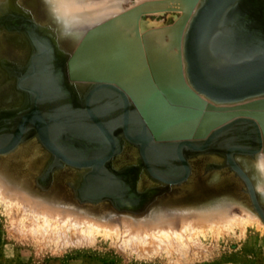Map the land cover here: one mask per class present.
Listing matches in <instances>:
<instances>
[{
  "label": "bare ground",
  "instance_id": "1",
  "mask_svg": "<svg viewBox=\"0 0 264 264\" xmlns=\"http://www.w3.org/2000/svg\"><path fill=\"white\" fill-rule=\"evenodd\" d=\"M27 1H30L28 3L30 4V7L33 9L30 11L31 15H34V19L37 20L38 24H40L39 25L40 29L42 28L41 30H43L45 33L48 34V37L50 38V40L54 44V48L56 49L55 53L58 54L59 58L62 59L68 58L72 54V52H74L79 47L78 45L81 44V43L79 44V42L80 41L82 42L81 39L87 38V36L89 35L88 41L84 40L83 42L84 44L82 45L80 52L73 61V66L71 70L72 75L74 77V79L70 78L72 83L80 87L77 88V91L86 89L87 86H90V84L92 83L93 78H96L98 76H101L106 79L113 78L115 84L117 85L116 86L114 84V86L116 87L119 86L118 88L121 90V92H123V94H125L126 96L125 98L127 100V104L129 105V107L132 108V106L135 105L134 107L137 108V105H142V103L145 102L144 98L149 93H152V89L149 87V82L151 83V87H153V85L155 84L159 85L160 83L164 82V80L166 81L167 78H164L165 76L161 74L162 70L157 69L160 68L162 64H169L171 68H174L175 70H181L183 72V75L181 71H177V72H181L180 75L185 77L179 80L182 83L184 82L189 87L191 85L192 89H194L192 83L188 78L187 61L184 55V42H185L184 39H185L187 27L189 26L191 19H189L186 25L184 24L185 31L182 33V39L181 38L179 39L181 40V44H179L180 49L176 47V44L174 42L175 40H177L176 39L177 34L176 32H174V33H170L171 35H169L170 45H166L162 51L158 50V47L161 46V44H159L160 42L157 43L158 39H161L160 37H162V33L161 34L157 33L156 35L157 39H155L156 36L154 38V41L156 42L157 45L153 44L154 41H152L153 40L152 37L150 39L147 38L146 42L148 46L146 50V47L144 48L142 42L140 41L134 42V44L128 43L127 42L128 40L124 38V36L120 33V31L118 30L120 33L119 34L117 29H115L116 25L120 21L121 18L120 15L126 13L130 14L128 13L129 10L136 9V7L143 2V0H136L135 4H131V6L128 7L125 6V4H128L125 2L127 0H27ZM202 1L203 0H200V4L197 3V5L195 6L196 8H194L195 11L201 5ZM176 2H179L180 3L179 5H183V4L187 5V1L185 0H176ZM172 6H174L175 8L177 7L176 5H172ZM183 8L186 9V7ZM150 9L153 10L154 8L150 6L147 7L145 11ZM171 9H173V7ZM238 11H241L244 14L246 13L249 14L250 16L249 22H246V24L242 22L240 23L241 19L236 17V13ZM230 12L234 13L233 14L234 16L231 15ZM229 13L227 14L226 19L224 20L225 22H228L227 25L228 29L227 27H225L224 30H227L229 32L228 34H226V37H229L230 41L228 42L226 40H223L222 41L223 43L221 44L224 47L226 46L230 50H240L242 52L245 51L246 53L254 51L258 47L264 48V17H263L264 0H237V2L229 9ZM193 14L194 13L192 12L190 18H192ZM228 15H231V17H229ZM114 18L115 20L110 21L111 19ZM231 21L233 24L231 23ZM106 22H111V23L108 26L103 27V29H100L97 33L94 32L92 34H88L94 28L99 27L100 25L104 26V24H107ZM129 22L131 21L129 20ZM132 24H134V22ZM158 24H161V22ZM158 24L156 26H158ZM181 25H183V23L180 24V26ZM240 26L242 27L241 29H239ZM241 32L242 34H240ZM22 36L23 37H21L20 35L19 36L16 35V37H12L3 33V37L0 40V49L3 51V53L10 55L11 59L19 63H23L25 60H28L31 57L30 55L32 52V46L31 43L29 42V39L27 40L26 39L27 36L25 34L23 35V33ZM24 36L26 38H24ZM105 39L108 40V44L104 43ZM179 40L176 42L180 43ZM104 44L109 45L110 49L109 48L107 49ZM212 44L213 43L211 42V45ZM82 48H84L85 50H83ZM121 48H124L125 50L124 53H122L121 57L118 56L119 61L116 65L114 73L109 72L107 66H105V68L104 67L98 68V70H95L94 68H91V66H89L88 69V65L92 63L91 60L92 61L98 59L100 60L101 57L104 59L105 53H111L113 51L116 54H118V52L121 51ZM33 53L35 54V50ZM46 58L47 56L45 57V59ZM148 58L150 59L149 63L151 62L152 64L151 68H149ZM81 60L83 63L81 62ZM82 64L87 65V70H85L86 68H84ZM148 70L150 72L149 77L146 74ZM51 74L52 71H49L48 68H45L43 71L40 70L38 73L37 80L38 81L40 80L39 81L40 83L38 84L44 86L46 90L49 87L48 83H50V80H48L47 76L51 77ZM69 76L71 77L70 73ZM147 81L149 82L147 83ZM36 82H37L36 80L35 81L33 80V82L30 83V79H29V81H27L28 84L26 85H30V84L32 85L35 84ZM97 84L99 83L96 84L94 83V85ZM2 89L4 90L2 94L0 93V103H2L3 102L2 100L4 99H5L4 102L8 103V101L13 100V98H15L13 94V86L4 87ZM84 95L85 93L81 92V95L79 97L77 95V97L80 100L83 99ZM200 97L204 101L203 107L205 108V110L203 111L209 110L214 114H218V117L220 119L224 117V119H226L225 121H228L227 123L239 118L253 119L252 118L253 115H251V113L252 114L255 113L256 116H261V117L263 116L257 113L259 112V110L255 111L253 108L244 107V106L250 104L251 102L252 105H256L257 103L256 101H258V103L264 102V94L251 98H246L240 101H227L221 103L214 102L213 100L210 101L209 100L210 98L208 97L209 98L208 99L207 96L202 93L200 94ZM53 101H55V105L53 104V102H51L48 105L51 106L49 108L50 111L55 113L61 112L59 113V116L65 118L63 115L64 111L60 110V108L58 107V103L56 105V100ZM43 102L44 100L39 103H43ZM135 102L137 103V105ZM39 103L37 102V105ZM43 104H39L38 106L40 107L42 106L43 108ZM83 105H84V101H83ZM208 107L211 108L212 110L209 109ZM255 107H260V106L257 105ZM31 109L32 108H28L27 110L25 109L23 113L22 111L20 113H17L16 117H13V119L7 118L6 120H8L9 123V125H7L8 129L0 133V197L2 199H6L8 201L11 200L10 202L12 203H14L17 200L19 201L18 202L19 205H22L26 209H31V211L33 210L32 212H34L35 214L39 213L40 215L37 214L39 216H41V214H45V216L46 215L51 217L57 216L58 218L59 215H63V214L66 215V217H68L67 215L68 213H70L71 214L70 217L71 216L75 217L78 214L76 212H80L81 214H85L86 216H88L89 214L96 215L99 219L101 218L102 220L104 219L103 217H106L111 225L115 223L114 221L120 220L117 217L124 215V217H126L124 218L125 219L124 225L126 226L127 229L130 230L127 231L128 232L132 231V233L135 235L136 240L133 242L137 243V241L139 242L140 240L142 244L143 241L145 243L149 242L150 244V241L156 242L155 240L157 239L163 242L162 237L160 239V233L162 232L166 234L168 232L167 230H170L167 234H172L173 232H175L173 233V236L175 234V236L179 237L178 236L179 233L177 231L180 229L179 226H182V228H186L189 225H193L194 226L193 228L199 229L198 226H201L202 224L220 225L224 223L226 225L227 223L232 222V219L234 218L233 215L236 213L237 208H238L237 209L238 212L242 208L243 211L241 210L240 212H245L248 214L254 213L253 212L254 208L252 209L251 207L252 205H250L251 199L250 197H248L249 194L245 195V193L242 192L243 186L245 185L246 187L245 181L241 177H238L235 170H233L230 167V165L227 163L225 157L226 155L223 153L218 154V156L217 155L213 156V158L215 157L216 160L220 161V163L223 164L210 163L212 158H210L211 156L207 154L206 150L194 152V150L196 149L186 146L184 148V158L187 161L188 171H189V175L187 176V178L182 182H178V183L175 182L171 185L159 186L156 185L157 183H155V181L150 177L151 174H148V172L144 168L143 163H131V162H136L138 159V152L132 147L129 148V146L124 145L125 148L124 147L122 148L123 152L121 154L117 155L116 153L117 156L115 155L113 158L105 162H101V160L104 159V156L99 158L89 157L84 159H75L73 157H70V155L66 154L65 152H59L58 150L53 148L49 140H44L43 142L42 137H40L38 131L35 128L36 127L35 125L37 123L39 125L40 121H38V117L37 119L36 116L34 118V115L32 113L33 110ZM50 111L48 110V112ZM42 117L47 119L45 116ZM39 118L41 119V121L44 120L41 117ZM255 121L258 122V126L261 132L262 144L260 150L256 151V153L254 154H250L248 152L240 153L234 151L233 157L235 161L238 163L237 165H239L240 168L249 176L250 180L255 185V189L257 191V194L259 195L261 202L264 203V136L262 133V125L259 123L260 121L257 118H255ZM30 122H32V124L35 125H30L29 124ZM25 123L29 125L25 127ZM218 124L220 123H215L213 125H218ZM41 126H43V124H41ZM41 126L40 128L42 129ZM61 128L62 127L60 123L54 126L53 130L58 131ZM207 128L205 130L203 129L204 130L203 132H207ZM189 129L186 131L189 132ZM215 129L216 128H214L211 131L213 132ZM50 131L51 128L49 127V132ZM195 131L196 130H193V133H195ZM171 132L172 129L169 128L166 129L162 133V135L165 137H169L172 134ZM197 134L200 135L199 133ZM49 135H50V140L54 142L52 140V134L49 133ZM120 136H121L120 138L124 139L123 134H120ZM201 140L202 138L200 136L196 141H201ZM16 141H17L16 146L14 148L11 147V145L14 144ZM124 142L125 140H123V143ZM40 143L44 145V147L48 150V152L50 151L53 157L56 159V160L54 159L52 163H57L58 161L60 163H63V166L69 165L71 167L69 168L66 167L65 169H60V170L58 169L54 170L57 168L56 167L52 169L54 170L52 172L54 173V175L50 174L48 177L46 174L45 176H43L42 172L45 170V168H47V166L44 167V163H46L47 153L44 152V150L40 146ZM9 147L10 149L7 150ZM196 147L198 148L199 146ZM250 147L251 146H247V147L239 146L238 148H250ZM254 147L256 146H253L250 149L256 150V148ZM185 150L187 151L186 155H185ZM91 160H92L91 164L93 165L91 167L86 166L84 164H81L80 166L70 164L71 162L88 163V161ZM101 163L106 168L101 169L100 172H107V173H109L107 166L112 170H115L116 172H119L124 168L132 166L134 168L133 178L138 190L149 188L152 185H155L154 189L157 190V192L156 194L153 195L151 194L152 196L150 200L147 201L146 207L142 212H135L136 214H132V215L127 213L116 214V212L118 211L115 210L114 204L111 203V206H107L108 204L106 203L108 202H106L105 204H100L98 206L88 205V204H86L88 206L79 205V203L81 202L79 200V197L77 198L78 196L77 189L80 185L79 182L83 175L82 173L86 171L94 170L93 167L96 168L100 167ZM158 164L162 165L163 163H158ZM165 166L166 167L162 166V168L164 169L166 168L168 169L170 167L172 168L173 165L172 163H165ZM211 167H218V168L224 167V168L222 170H213L207 175H205L206 169L207 168L209 169ZM128 172L129 171H126L125 173ZM116 174L120 177L123 176L122 175L123 173L120 174L116 173ZM122 178L123 181H126L124 179L125 178L124 176ZM175 178H177V176ZM32 186L34 189L36 188L37 192H39L41 195H38V193L32 189ZM139 194H141L140 197L145 196V194L142 193ZM235 197H239V198L236 199ZM56 207L59 209H63L64 211L60 213L58 209H53ZM235 207L236 209H234ZM112 208L114 209V212L112 211L113 213L111 214L108 213V211L113 210ZM68 209L76 212H72V211L68 212L67 211ZM32 212L30 214H32ZM101 212L102 214H100ZM32 216H36V215L32 214ZM252 216L254 215L252 214L251 217ZM236 217H238V215ZM31 218L33 219L34 217ZM75 218H78V216H76ZM91 218H95V217H91ZM253 218H255V216ZM84 219L86 218L84 217ZM42 220L44 221L46 219H42ZM59 220H60V216H59ZM66 220L68 221L67 218ZM66 220L62 222H66ZM56 221L58 222V220H55L54 224L57 223ZM77 221L78 220H76V223L74 221L75 225L78 223ZM44 222L43 224H46V226L49 225L48 223H44ZM83 222L84 221L81 220V223ZM90 222L91 221H88V223L86 222L87 224H84V226L85 225L88 226ZM137 222H142L141 224H139L141 225L142 228L139 227ZM70 223H72V221H70ZM70 223H68V225ZM97 223H95L94 220L93 225L95 227L96 225L97 226L99 225L98 227H100V224ZM40 224H39L40 228L42 226V229L40 230L42 231L44 230L45 232L46 229L45 228L43 229L45 225L43 226ZM61 225L58 224L59 227ZM70 225L71 227H73V223ZM70 225L69 228L71 229ZM54 226L57 227L56 225ZM54 226H52L51 228L52 229L51 233L54 232L53 229L55 228ZM81 226H83V224H81ZM87 226L85 228L87 231H89L90 228L91 229L94 228V226L93 227L89 226V229H87L88 228ZM102 226L103 225H101V228ZM114 226L116 227L115 228L116 230L118 226L115 224ZM59 227H57V229ZM61 227L60 229H58V231L63 230L61 229ZM111 227L113 228V226ZM111 227L108 229H111ZM69 228H67L66 230H69ZM74 228L73 230L75 229L78 230V228L81 227L78 228L76 227L75 229ZM103 228H105V226ZM51 229L49 228L48 231ZM85 229L83 228L81 231H86ZM60 231H59V235H60ZM64 231L63 233H61L60 236L62 235L65 236L66 233ZM51 233L49 235H51ZM57 233L54 232V234ZM70 233L73 234L74 232L72 233L70 230ZM85 233L86 232H84V234ZM176 233H178V235H176ZM81 234L78 233V235L80 236L84 235ZM167 234L166 236L169 239L171 236L168 237ZM76 235L77 234H75L74 236ZM129 235L128 237L134 240V238H131L130 237L131 235L130 236ZM182 235L185 236V233L183 232ZM66 237L68 238V236H65V238ZM84 237L87 238V235L85 234ZM145 243L144 246H146ZM154 244L156 245V243ZM159 244H157V248L158 246L159 248H161L160 247L161 244L160 245ZM137 245L139 247L143 246V245L141 246V243H137Z\"/></svg>",
  "mask_w": 264,
  "mask_h": 264
},
{
  "label": "water",
  "instance_id": "2",
  "mask_svg": "<svg viewBox=\"0 0 264 264\" xmlns=\"http://www.w3.org/2000/svg\"><path fill=\"white\" fill-rule=\"evenodd\" d=\"M185 1H187L188 6L186 5L187 13L183 15L184 23L191 17L190 13H194L192 18H190L191 21L187 27L184 39V54L187 61V73L194 89L191 90L188 85L179 80L185 77L182 76L183 72L181 70H175L174 68H171L169 64H162L160 68L157 69L162 70L161 74L165 76L164 78H167L166 81L164 80V82L159 85L155 84L153 87H151V83L147 81V83L149 82V87L152 89V93H149L144 98L145 102H143L142 105H137L135 102L138 109L137 111L139 112L134 113L133 116L130 115V107L127 104L126 96L118 88L119 86L116 87L117 85L110 79H98L101 83L99 82V84L91 89L90 93L87 95L85 106L83 107L84 109H78L75 113L76 117L74 116L75 118L73 120L70 118L64 119L59 116V113L55 112L49 113L50 115L46 117L47 119L43 118L37 102H39V100L45 95V92L39 87L41 84H38L40 83V80H37V72L44 66L46 68L48 67L49 71H55V68H57L56 62H58V59L54 58L53 55L54 45H51L49 40L44 36L41 37L37 33L36 30H40L38 28L40 24H38L37 20L33 18V15L27 13L28 11H26L23 6L22 7L25 11L21 10L20 6L22 4L20 3L19 5L18 0H14L15 3L12 5L15 6H10L11 4H8V2H10L9 0H0V40L3 37V33L12 37H16V35L23 37V33V35L26 34L28 37L26 38L24 36V38L27 40L29 39L31 44L33 43L35 54L33 53L31 55L30 62L27 61L24 68L18 72L17 82L20 88L23 89L26 87L25 84V87L22 85L23 82L27 83L29 79L30 83L33 82V80L37 81L35 84H32V86L34 85L32 88L29 87V91L35 94V96L31 95L26 110L32 108L31 110H33L32 113L34 118L35 116L36 119L38 117V121H40L39 125L38 123L36 125L32 124V122L29 124L36 126L35 128L40 137H42L43 142L44 140H49L53 148L59 152H63L62 148L52 142L49 136V127L53 128L61 123V130H64L63 128L65 127L66 129L73 131L72 135H84L83 137L85 138H80L78 141L81 142V145H78V150L89 149V155L101 151L100 146H104V140H109L111 147L104 152V159L101 160V162H105L113 158L119 150L120 145L123 144L121 141L122 143L117 145L114 131H123L126 139L139 145L140 154L145 162V169L150 172L154 178L167 184L182 182L189 175L187 161L184 158V148L186 146L196 149L194 152L206 150L210 153L226 154L225 157L227 163L233 170H235L236 174L245 181L252 205L264 221V204L260 201L255 185L250 180L249 176L239 165H237L238 163L233 157L234 151L254 154L256 151L260 150L262 138L258 122L255 121V118L260 121L259 123L262 125V133L264 136V102L258 103V101H256V105H252L251 102L248 104L249 106H244L253 108L255 111L259 110L257 113L263 115L262 117L256 116L255 113H251L253 119L239 118L222 125L226 119H224V117L220 119L218 114H214L209 110L203 111L205 110L203 107L204 101L200 97V94L202 93L214 102L221 103L227 101H240L264 94V48L258 47L256 50L246 53L245 51L242 52L240 50H230L221 44L223 43V40L230 41L229 37H226V34L229 32L224 30L225 27L228 29V22H225L224 20L229 13V9L237 2V0H203L196 11L194 8H196L197 0ZM159 2L160 1H147V3L145 2L137 6L136 9H130L128 12L130 14L126 13L120 15V21L116 25L117 31H120L124 38L128 40V43L134 44V42L142 41L139 32V25L141 16L146 13L144 8L146 9L150 6L153 7L154 4L156 5ZM233 14L234 13H231V15ZM231 15L228 16L231 17ZM236 17L241 19L240 23L242 22L245 24L246 22H249L250 19L249 14H244L241 11L236 13ZM113 20H115V18L110 21ZM129 20L131 22H129ZM133 22L135 24L134 26H132ZM106 23L107 24H104V26L100 25L99 27L94 28L88 34L94 32L97 33L100 29L108 26L111 22ZM184 23L176 33L177 40L180 38L182 39V31H185L183 28ZM131 28L135 32L134 37L131 36L129 32H126L127 29L132 31ZM241 28L242 27L240 26L239 29ZM240 34H242V32ZM88 37L89 35L87 38ZM210 41L213 43L212 45ZM179 42L181 44V40H179ZM104 43L108 44V40L105 39ZM82 45L83 42L79 45L76 51L72 52L69 58H67L68 60L65 63V67L63 66L59 71L58 74L62 76L61 80H63V68L66 71V81L68 78L74 79L71 71L73 61L80 52ZM105 46L107 49H110L109 45ZM82 49L85 50L84 48ZM124 50V48H121V51L118 52V54L114 51L111 53H105L104 59L101 57L100 60H91L92 63L88 65V69L89 66L95 70L107 66L108 71L114 73L119 61L118 56L121 57ZM44 56H47V59H49L45 64L41 62L42 60L44 61ZM21 65L22 63L11 59L10 55H4L3 51L0 49V73L7 76V79L11 77V74L8 71L9 68L11 66L18 68L21 67ZM82 65L86 68L85 70H87V65ZM177 71H181L182 75H180L181 72ZM69 73L71 77L69 76ZM146 74L149 77V70ZM114 84L116 86H114ZM102 91L108 93L106 94L108 100L116 107H114L116 109L115 116H103V107L99 105H96L95 107L93 105V100L96 99L95 102L97 103L98 94ZM115 93L120 94L123 97V105H120L119 103L117 104V101H114L113 95H115ZM101 105H103V103ZM257 105L260 107H255ZM121 111L123 114H121ZM119 113L121 115H119ZM39 117L44 120L41 121ZM72 122L74 123L75 129H73V126L71 125ZM215 123L220 124L213 125ZM41 124H43V126H41ZM75 124L78 126H75ZM28 125L25 123V127ZM5 127H7V124ZM169 128L172 129L171 136H163L162 133ZM206 128L207 132H203ZM214 128L216 129L212 132L211 130ZM188 129L189 132L186 131ZM192 129L196 130L195 133H193ZM200 136L202 140L196 141ZM16 144L17 141L12 144L11 147L14 148ZM196 146L199 147L197 148ZM239 146H256L254 147L256 150H251V147L238 148ZM9 149L10 147L7 150ZM161 149L163 151L164 149L167 150L166 159L169 162H171V159H174V162L177 161L176 163H182L183 169L178 167L176 170L171 169V172H169L166 168L162 172H158L150 162L151 156H153L152 158L156 163H163L158 156V152H160ZM176 156L177 159H175ZM91 162L92 160L88 161V163L71 162L70 164L78 166L84 164L91 167L93 166ZM162 166L166 167L165 165ZM56 167H63V163L58 161L57 163H52L49 167L45 168L42 175L45 176L47 174L49 177L50 174H53L52 172L54 170L52 169ZM93 168L94 170L86 172L80 179V185L77 189L78 195L81 197L80 199H86L90 202L106 201V199H108L113 203V200L106 196L113 197V192H111V190L117 191L115 190V187L121 185L125 186L127 182L123 181V178L118 176L115 171L110 172L108 170L109 173L100 172L101 169L106 168L102 163L100 167ZM175 176H177V178H175ZM131 210L136 211L138 208Z\"/></svg>",
  "mask_w": 264,
  "mask_h": 264
},
{
  "label": "rangeland",
  "instance_id": "3",
  "mask_svg": "<svg viewBox=\"0 0 264 264\" xmlns=\"http://www.w3.org/2000/svg\"><path fill=\"white\" fill-rule=\"evenodd\" d=\"M9 1L10 2H8V4H11L10 6H15V5H12L15 3L14 0H9ZM147 1H151V2L160 1V2L157 3L156 5L155 4L153 5L152 8H154L155 10L150 9V10L145 11V9H144V11L146 13L141 16L140 25H139V29H140L139 32L141 34V40H142L140 42L143 43L144 48L146 47V50H147V46H148V44L146 42L147 38L150 39L152 37L153 38L152 41H154V38L157 35V33H160V34L162 33V37H160L161 39H158V41L156 40L157 43L160 42L159 44H161V46L158 47V50L162 51L166 45H170V43H169L170 42L169 35H171L170 33H174V32L177 33L179 31V29L182 27V26H180V24L184 23L183 15L187 13L186 12L187 9H185L183 7H186V5H184V4L179 5L180 3L176 2V0H146V1L143 0V2L140 4H143L144 2L147 3ZM161 1H163V2H161ZM18 2H19V5H20V3L22 4L20 6L21 10L25 11L24 10V8H25L26 11H28L27 13L31 15L30 11L33 9L30 7V4L28 3L30 1L18 0ZM125 2L128 3V4H125V6L128 7V6H131V4H135L136 0H131V1L127 0ZM197 3L200 4V0H197ZM172 5H176L177 7L175 8ZM172 7H173V9H171ZM160 9H162L163 11ZM191 14H192V12L190 13V16H191ZM33 18H34V15H33ZM189 19H187L185 21V23H184L185 25L189 21ZM160 22H161V24H158ZM179 22H180V24H179ZM157 24H158V26H156ZM132 25L134 26V24H132ZM185 25L183 26V28H185ZM162 26H164V27H162ZM38 28L40 29V27H38ZM115 29H117V26ZM128 31L131 34V36H133V37L135 36V32L133 29H132V31L127 29L126 32H128ZM37 33H39L40 35L42 34L41 37L44 36L47 40H49L51 45L53 44L52 41L50 40V38L48 37V34L45 33L43 30L39 31L37 29ZM182 33H183V31H182ZM155 39H157V36ZM81 40H82V42H84V40L88 41V38L87 39L83 38ZM176 41H178V40L174 41L176 44V47L180 48V45H179L180 43H178ZM82 42L80 41L79 44ZM153 44L157 45L155 41L153 42ZM31 46H32V52H31V55H32L35 49H34L33 43L31 44ZM53 48H54V46H53ZM54 52H56L55 48H54ZM45 57L46 56H44L43 58L45 59ZM67 60H68L67 58L66 59L59 58L58 62H56V66H58L61 70V68L63 66L65 67V63L67 62ZM149 61H150V59L148 58L149 68H151L152 64H151V62L149 63ZM65 73H66V71L63 68V82L64 83H61V84H65V81H66L65 80V78H66ZM17 76H18V73H17ZM60 77L62 78L61 75H60ZM47 78H48V80L52 79L50 76L49 77L47 76ZM85 79H88V78H85ZM98 79H106V78L98 76L96 78H93V81L91 84L94 85V83L95 84L99 83L100 81H98ZM112 79L113 78H110V80H112ZM67 81L69 83L70 89L73 90V94H72V98H71V101L73 102V104L74 103L83 104L84 100L83 99L79 100L78 97L81 95V92L86 93L89 86H87L86 89H82L83 91L81 89H80L81 91H77V88H80V87H78L77 85L72 83L70 78H68ZM113 81H114V79H113ZM13 82L14 81H13L12 77L7 79V76L2 75L0 73V93L2 94V92L4 90L2 88H4V87L14 86ZM114 83H115V81H114ZM48 85H49V87L46 91L48 92V90H49L50 95H49V97H47V101H44L45 103L43 102L44 103L43 108L46 110V112L48 110L50 111L49 108L51 106H48V105L51 102H53V104L55 105V101H53L54 100L53 96H55V91H56L54 89L55 87L50 83H48ZM189 88L192 89L191 85ZM13 94H14L15 98H13V100L8 101V103L4 102L5 99L2 100L3 102L0 103L1 109H2V106L3 107H10L12 105V103L14 101H16L18 91L16 89H13ZM75 94H77L78 97ZM209 100L212 101L211 99H209ZM134 106H132V108H129V112H131L130 113L131 116H133L134 113H137ZM58 107H59V105H58ZM114 107L112 106L109 109V113H110L109 115H111V116L116 115V109ZM237 117H240V116H237ZM247 117H249V116H247ZM7 118L11 119L10 117H7ZM227 122L228 121L223 122L222 125L226 124ZM0 123H2L0 125V133H2L3 131H6L8 129V127H5V125L6 124L9 125V123H8V120H6L4 122L0 121ZM76 126H78V125L76 124ZM49 133L53 134L52 130ZM114 133L116 134L115 131H114ZM83 136L84 135H79V136L75 135V137H78V140H80V138H85ZM54 138H56V137H54ZM56 140L59 141L58 138H56ZM80 144H81V142H80ZM40 146L42 147L44 152L47 153V157H48V158L46 157V163H44V167L45 166L49 167V165H51V163L53 162L52 158L53 159H55V158L53 157V155L51 154L50 151H49L50 153L48 152V150L44 147V145H42L40 143ZM125 146H129V145L126 144ZM129 148H130V146H129ZM165 150L166 149H164V151L162 150L160 152L162 154H165V152L167 151V150L166 151ZM122 152L123 151L117 153V155L121 154ZM160 152H158L159 155H161ZM73 154H75V153H72V156H73ZM83 154H85V153H83ZM207 154H209L211 156L210 158H212L210 163H220V161L216 160L215 157L213 158V156H216V155L218 156V153L207 152ZM79 155H81V154H75L73 156V158L80 159ZM98 156H100V155H97L95 157H98ZM49 157H51V158H49ZM91 157H93V156H91ZM84 158H89V157H84ZM84 158H81V159H84ZM159 158L161 160L162 159L164 160L162 165H165V163H173L172 159H171V162H169L166 159V154L161 155ZM150 163H152L154 168H156V167L158 168V166H161L160 164L154 162L152 160V158H151ZM180 164L174 163L173 166L176 169L179 166L181 169H183L182 164L181 165ZM220 164H223V163H220ZM66 167L69 168L71 166L64 165L63 167H60V168L57 167L54 170L65 169ZM107 168L109 171H112V172L115 171V170H112L111 168H109L108 166H107ZM127 168H124L123 170H120L119 172L115 171V173H119V174L123 173L122 175L125 177L124 179L127 182L126 185L125 186L121 185L122 187L121 186L115 187V190H117V192L112 191L110 189L111 192H113V197L112 196H106L107 198L113 200V204L115 206L114 208H115V210L118 211V212H116V214L127 213V214L132 215V214H136L135 212H142L146 207L147 201H149L151 196L153 194H156V192H157V190L154 189L155 185H152L149 188L138 190V188L136 187V184L134 182V178H133L134 168L132 166L127 167ZM144 168H145V166H144ZM211 168L206 169L205 175H207L208 173H210L213 170H222L224 167H222V168L211 167ZM126 171H129V172L125 173ZM86 172H89V171H86ZM86 172L82 173L83 174L82 177L84 176V174ZM148 174H151V173L148 172ZM178 174H180V173H178ZM178 174H177V176H178ZM53 175H54V173H53ZM150 177L155 181V183H157L156 185H159V186L160 185L161 186L171 185V184H167L165 182L159 181L158 179L154 178L152 175ZM32 189L37 192L36 188L34 189L33 186H32ZM247 191H248L247 185H246V187L244 185L242 192L245 193V195L246 194L248 195ZM37 193H38V195H41L39 192H37ZM139 193L145 194V196L140 197L141 194H139ZM148 193H150V194H148ZM78 197H79V200L81 202V203H79L80 206H88V205L98 206L100 204H105L106 202H108V203H106V204H108L107 206H111V203H112L108 199H106V201H98V202H92L91 201L90 202V201H87L86 199L81 200L80 195H78L77 198ZM248 197H250V195ZM235 198L238 199L239 197H235ZM120 199H121V201H120ZM246 199H247V197H246ZM250 199H251V197H250ZM10 201H8L6 199H2L0 197V264H264V221L262 220V218L260 217L258 212L255 209H253L254 207L251 204L252 201L250 202V205H252L251 207H252L253 212L255 214L254 213L248 214L245 212H240L241 210L243 211V209L241 207H240L241 210H239V212H238V210H237L238 208L236 209V207H235L234 209H236V213L233 215L234 220L232 219L231 223H227L226 225L224 223H222L220 225L202 224L201 226H198L199 229L193 228L194 227L193 225L187 226L188 227V228L186 227L187 229L182 228V226H179L180 229L177 230L179 235H178V233H176V235H178L180 237V239H179V237L175 236V234L173 236V233H175L173 231H171V232H173L172 234H167L170 231V230H167L168 232L167 233L165 232V233L168 235V237H170V236L171 237L168 239L166 234L161 232L160 233V239L162 237L163 242L160 241L159 239L155 240L156 242L150 241V244H149V242L145 243L144 241L142 244V242H140V240H139V242L137 241V243H141V246L142 245L144 246V243H145L146 246H144V248H143V246L139 247L140 246L139 244H138L139 245L138 246L136 242H133L136 240V238H135V235L132 233V231L128 232L130 230L127 229L126 226L124 225V222H125L124 218H126V217H124V215L117 217L118 219H120L119 221H117V220L114 221L115 222L114 224L118 226L117 227L118 230L117 229L115 230L116 227L114 226V224L110 225L109 220L106 217H103L104 219L102 220L101 218L99 219L96 215H93V214L92 215L89 214L88 216H86L85 214H81L80 212H76V211L68 209L67 210L68 212L72 211V212L78 213L76 215V216H78V218H75L76 216L70 217L71 214L67 212L68 217H66V215H64V214L59 215L60 220H61L60 221L59 216H58V218H57V216L56 217L52 216L53 219L51 216H48V215L45 216V214H41V216H39L40 215L39 213H37V214H39V215H37L34 212H32L33 210L31 211V209H26L22 205H19L18 204L19 201L16 200L17 203H16V201L14 203H12ZM81 204H83V205H81ZM86 204H88V205H86ZM125 204H126V206H125ZM134 208L135 209L138 208V210L132 211L131 209H134ZM53 209H58L60 213H62L64 211L63 209H59L57 207L53 208ZM112 211L114 212V209L108 211V213L111 214V213H113ZM31 212H32V214H34L36 216H32V214H30ZM100 214H102V212ZM252 214L255 216V218H253L254 216L251 217ZM237 215H238V217H236ZM30 216L34 217V218L32 219ZM61 216H63V217H61ZM43 217H45V218H43ZM64 217H66L68 219V221ZM80 217H82V218H80ZM84 217L86 219H84ZM91 217H95V218H91ZM121 218H123L124 220ZM40 219L42 222L40 221ZM42 219H46V220H44L45 222ZM47 219L49 222L47 221ZM51 219H52V221H51ZM54 219L58 220V222L56 221L57 223H55V224H54V222H55ZM80 219L84 222L86 221L87 223H88V221H91V222L88 226L87 225L84 226V224H87V223L86 222L81 223ZM38 220H39V222H38ZM65 220H66V222H62ZM76 220H78L77 221L78 225L76 224L77 226L74 224V221L76 223ZM94 220H95V223L98 222L97 224H100V227H98L99 225L97 226L96 224H95L96 227L93 225ZM70 221H72L73 227H71L70 224H72V223H70ZM240 221H242V222H240ZM37 222L39 224L41 223L40 225H43V226L45 225L43 227V229L44 228L46 229L45 230L46 233L44 232V230L43 231L40 230V229H42V226L40 228V226ZM43 222L48 223L49 225L46 226V224H43ZM67 222L70 223L69 225H70L71 229L69 228V225ZM141 223L142 222H137L138 225ZM58 224L59 225H61V224L65 225V226L61 225L62 227L61 226L60 227L63 230L62 231L59 230V231H60V235H61V233H63V231L65 230L64 232L67 234V235L65 234V236H68V238L67 237L65 238L64 235H62V236L59 235L58 229H60V227L58 226ZM81 224H83V226H81ZM54 225H56L59 228L57 229V227H55ZM74 225H75V228L81 227L82 229L83 228L85 229L86 226L88 227L87 229H89V226L91 227L93 225L94 228H92V229L90 228L91 230L89 229V231H87L86 229H85L86 231H81L82 230L81 228H78V230L75 229ZM101 225H103L102 228H101ZM107 225L110 227L113 226V228L111 227V229H108L110 227H108ZM52 226L55 227V228H53L54 232L57 233V231H58L57 234H54V232L51 233ZM104 226H105V228H103ZM124 226H125V228H124ZM139 227L142 228L141 225H139ZM49 228L51 230L48 231ZM67 228H69V230H66ZM73 228L75 230H73ZM79 229H80V231H79ZM70 230L72 233L74 232L73 233L74 235L75 234L78 235V233L79 234L82 233L81 235H83L84 232H86L85 234L87 235V238L84 237L85 234L83 236H80V235L74 236L73 234L70 233ZM47 232H48V234H47ZM49 232L51 233V235L52 234L53 235L52 236L49 235L50 234ZM91 232H93L94 235ZM183 232L185 233V236L182 235ZM57 235H59V236H57ZM128 235L131 238H134V240L130 239L128 237ZM63 236H64V239H63ZM88 236H90V237H88ZM164 236H165V239H164ZM159 242L161 245L159 244ZM154 243H156V245ZM157 244H159L161 248H159V246L157 248ZM162 244H163V246H162Z\"/></svg>",
  "mask_w": 264,
  "mask_h": 264
},
{
  "label": "flooded vegetation",
  "instance_id": "4",
  "mask_svg": "<svg viewBox=\"0 0 264 264\" xmlns=\"http://www.w3.org/2000/svg\"><path fill=\"white\" fill-rule=\"evenodd\" d=\"M53 55H54V58H56V59H59V57H58V54H56L55 52L53 53ZM55 60V59H54ZM27 61L28 62H30V58L28 59V60H25L24 61V63H22V65H21V67H13V66H11L10 68H9V73L11 74V77H12V79H13V83H14V86H13V89H16L17 91H18V95H17V98H16V101H14L13 103H12V105L10 106V107H2V109H1V107H0V121H2V122H4L6 119H7V117H10L11 119H13V117H16V114L17 113H20L21 111H24L27 107H28V105H29V102H30V96L31 95H34L35 96V94H33L32 92H30L29 91V87L30 88H32L33 86L30 84V85H26V84H28V83H25V86H24V82H23V86L25 87V88H23V89H21L20 88V86L18 85V82H17V80H18V76H17V72H19L20 70H22L23 68H24V66H25V63H27ZM49 61V59H45L44 60V62H43V60H42V62L45 64V62H48ZM44 66V65H43ZM43 69H45V66L44 67H42L41 68V70H43ZM39 71H40V69H39ZM39 71L37 72V76H38V73H39ZM51 71H53L52 72V74H51V78L52 79H50V84H52L55 88V96H53V98H54V100H56V105H57V103H58V105H59V107H60V109L62 110V111H64L63 112V115H64V119H67V118H70L71 120H73L76 116V112L78 111V109H84L83 107L85 106V102H86V98H87V94H89L90 93V91H91V89L95 86V85H90L89 87H88V89H87V93H85V95H84V97H83V99H84V105L83 104H78V103H74L73 104V102L71 101V98H72V94H73V90L72 89H70V86H69V83H68V81H65V84H61V83H64L63 82V80H61V77H60V75L58 74L59 73V71H60V68L58 69V66H57V68H55V71L54 70H51ZM60 79V80H59ZM66 80V79H65ZM60 82V83H59ZM68 83V84H67ZM40 87V89L42 90V91H44L45 93V95L39 100V102H41V101H47V97H49V95H50V91L48 90V92L46 91V88L44 87V86H39ZM36 88V87H35ZM24 93V94H23ZM31 94V95H30ZM106 94H108L106 91H102V92H99V94H98V97H97V103L95 102V100L96 99H94L93 100V105L96 107V105H99V106H102L103 107V116H109V109H110V107H114V104H111V101H109L108 100V96L106 95ZM24 96H26V97H24ZM112 98V97H111ZM113 99H114V101H117V104L119 103L120 105H123V97L120 95V94H116L115 93V95H113ZM24 102H25V104H24ZM38 102V103H39ZM20 103V104H19ZM103 103V105H101ZM39 104H43V103H39ZM131 106V105H130ZM19 107V108H18ZM116 108V107H115ZM39 109L41 110V115L42 116H45V117H48V115H50L49 113H51V112H46V110L44 109V108H42V106L40 107L39 106ZM135 109H136V112L138 113L139 111H137L138 109L135 107ZM75 111V112H74ZM122 112V111H121ZM59 113H61V112H59ZM45 114V115H44ZM121 114H123V112L121 113ZM120 113H119V115H121ZM75 116V117H74ZM5 117V118H4ZM0 124H2V123H0ZM13 124V123H12ZM71 125L73 126V129H75L74 128V123L72 122L71 123ZM6 126V125H5ZM75 126H76V124H75ZM51 128V127H50ZM64 130H61V129H59L58 131L57 130H53V128H51V130H52V132H53V136L54 137H56V138H58V140L61 142H59V141H57L56 140V138H54L53 136H52V140L58 145V146H60L61 148H62V150H63V152H65L66 154H68V155H70V157H73L72 156V153H75V154H82V155H79V158L81 159V158H84V157H91V156H93L92 158H99V157H102L105 153V151L106 150H108V148L110 149V147H111V144H110V141L109 140H107V139H105L104 140V146L102 145V146H100L101 148H100V150L101 151H97L96 153H92V155H89V149H85V150H78V148H79V146L78 145H81V144H79L80 142H78L79 140H78V137H75V135H72V130H69V129H66L65 127L63 128ZM120 130V129H119ZM63 132V133H62ZM66 132V133H65ZM121 132V131H120ZM118 130L116 131V134H115V137L117 138H115V140H116V143H117V145H119V144H121L122 142H123V140H125V142L123 143V144H121L120 145V147H119V150L117 151V153H119V152H121L122 151V148L124 147L125 148V146L124 145H129L130 147H134V149H136V151L138 152V159H137V161L136 162H131V163H145L144 162V160H143V158H142V155L140 154V150H139V145L138 144H134V143H132V142H130L128 139H126L125 138V135H124V132L122 131L121 133H120ZM123 134V136H124V139L123 138H120L121 136H120V134ZM63 134V135H62ZM50 136V135H49ZM122 139V140H121ZM122 141V142H121ZM137 145V146H136ZM84 151V152H83ZM161 151H162V149H161ZM85 153V154H83V153ZM99 152V153H98ZM186 150H185V155H186ZM161 153V152H160ZM75 154H73V155H75ZM153 154H154V152H153ZM165 154H166V152H165ZM165 154H162L161 153V155H165ZM97 155H100V156H98V157H95V156H97ZM161 155H159V157L161 156ZM150 156V155H149ZM153 156H151V158H152ZM166 157H167V155H166ZM92 158H90V159H92ZM160 159V158H159ZM175 159H177V156L175 157ZM52 160H54L53 158H52ZM152 160H153V158H152ZM161 160V159H160ZM154 161V160H153ZM162 162H164V160L162 159L161 160ZM155 162V161H154ZM177 161H175L174 162V159H173V163H172V165L174 164V163H176ZM156 169L158 170V172H162L163 170H164V168H162V165L161 166H158V168L156 167ZM171 169H175L176 170V168H174V166H172V168L170 167V168H168V169H166L167 171H169L170 172V170ZM136 179V178H135ZM131 180V179H130ZM132 182V181H131Z\"/></svg>",
  "mask_w": 264,
  "mask_h": 264
}]
</instances>
